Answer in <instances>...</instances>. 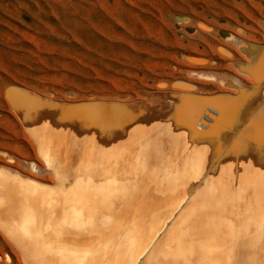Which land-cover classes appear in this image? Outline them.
<instances>
[{
    "label": "bare ground",
    "instance_id": "obj_1",
    "mask_svg": "<svg viewBox=\"0 0 264 264\" xmlns=\"http://www.w3.org/2000/svg\"><path fill=\"white\" fill-rule=\"evenodd\" d=\"M243 49L255 68L256 92L234 84L238 94L218 101L157 90L142 91L143 102L80 107L10 88L7 98L35 136L60 135L62 128L40 123H77L90 108L106 117L94 134L89 127L60 135L89 138V148L105 147V158L58 160L49 165L52 186L0 168V185L23 188L7 194L9 201L0 193V226L19 264H264V78L258 71L264 50ZM128 123L138 127L130 138ZM164 207L178 211L172 222L155 235L147 228L139 233L144 209Z\"/></svg>",
    "mask_w": 264,
    "mask_h": 264
},
{
    "label": "rangeland",
    "instance_id": "obj_2",
    "mask_svg": "<svg viewBox=\"0 0 264 264\" xmlns=\"http://www.w3.org/2000/svg\"><path fill=\"white\" fill-rule=\"evenodd\" d=\"M263 23L264 0H0V168L52 186L49 165L58 160L88 158L94 164L105 158V147L89 148V138L60 136L90 128L89 135L94 134L106 119L96 108L88 109L91 116L85 110L79 113L77 123L42 121L39 127L62 128V133L35 136L7 98L10 88L80 107L143 102L147 97L142 91L159 90L215 96L218 101V95L238 94L234 84L254 94L255 68L243 47L264 50ZM258 71L264 78V60ZM177 82L191 86L178 88ZM62 115L68 119V113ZM131 124L125 126L128 138L138 130ZM93 164L90 173L95 172ZM8 189L0 185L6 197L23 191L19 186ZM25 197L29 194L20 196ZM144 210L147 222L138 225L139 233L147 228L153 235L178 213L167 207ZM3 231L0 264H19L18 250ZM144 237L149 234L137 238Z\"/></svg>",
    "mask_w": 264,
    "mask_h": 264
}]
</instances>
